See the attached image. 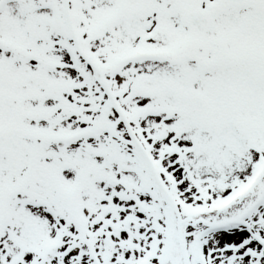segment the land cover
<instances>
[{
    "label": "snow or ice",
    "instance_id": "1",
    "mask_svg": "<svg viewBox=\"0 0 264 264\" xmlns=\"http://www.w3.org/2000/svg\"><path fill=\"white\" fill-rule=\"evenodd\" d=\"M0 264H264V0H0Z\"/></svg>",
    "mask_w": 264,
    "mask_h": 264
}]
</instances>
